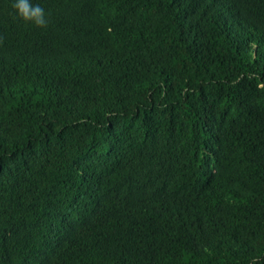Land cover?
Segmentation results:
<instances>
[{
	"label": "trees",
	"instance_id": "obj_1",
	"mask_svg": "<svg viewBox=\"0 0 264 264\" xmlns=\"http://www.w3.org/2000/svg\"><path fill=\"white\" fill-rule=\"evenodd\" d=\"M0 0V264H264V0Z\"/></svg>",
	"mask_w": 264,
	"mask_h": 264
},
{
	"label": "clouds",
	"instance_id": "obj_2",
	"mask_svg": "<svg viewBox=\"0 0 264 264\" xmlns=\"http://www.w3.org/2000/svg\"><path fill=\"white\" fill-rule=\"evenodd\" d=\"M12 8L15 16L24 22L40 27L47 24L44 8L33 0H13Z\"/></svg>",
	"mask_w": 264,
	"mask_h": 264
}]
</instances>
